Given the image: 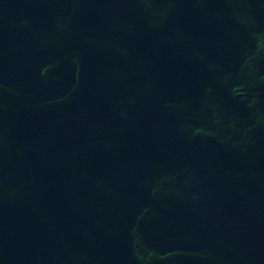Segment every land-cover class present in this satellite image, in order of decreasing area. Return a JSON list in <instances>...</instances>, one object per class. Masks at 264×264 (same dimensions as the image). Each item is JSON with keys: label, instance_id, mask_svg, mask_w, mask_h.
I'll list each match as a JSON object with an SVG mask.
<instances>
[{"label": "water", "instance_id": "95a60500", "mask_svg": "<svg viewBox=\"0 0 264 264\" xmlns=\"http://www.w3.org/2000/svg\"><path fill=\"white\" fill-rule=\"evenodd\" d=\"M0 264H264V0H0Z\"/></svg>", "mask_w": 264, "mask_h": 264}]
</instances>
